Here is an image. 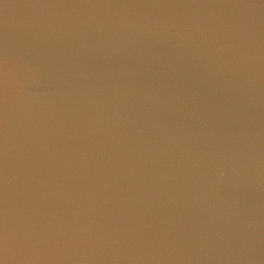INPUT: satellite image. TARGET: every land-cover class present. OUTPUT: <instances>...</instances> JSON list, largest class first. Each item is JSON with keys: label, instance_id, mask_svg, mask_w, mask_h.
Segmentation results:
<instances>
[{"label": "clouds", "instance_id": "obj_1", "mask_svg": "<svg viewBox=\"0 0 264 264\" xmlns=\"http://www.w3.org/2000/svg\"><path fill=\"white\" fill-rule=\"evenodd\" d=\"M0 264H264V0H0Z\"/></svg>", "mask_w": 264, "mask_h": 264}]
</instances>
